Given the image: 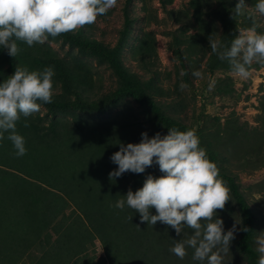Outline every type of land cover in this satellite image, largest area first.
<instances>
[{
    "label": "trees",
    "instance_id": "16d2710c",
    "mask_svg": "<svg viewBox=\"0 0 264 264\" xmlns=\"http://www.w3.org/2000/svg\"><path fill=\"white\" fill-rule=\"evenodd\" d=\"M131 1L125 0L123 24L113 45L95 38L92 24L49 36L43 45L17 42L21 51L16 57L0 46V82L18 65L30 71L51 66L55 72L52 103L41 104L42 114L17 122L26 154L15 155L7 133L0 140V264H166V256L167 264H201L192 259L191 248L182 260L170 251L174 240L186 238L191 229L178 236L159 221L153 226L141 222L139 213L127 206L122 211L113 207L129 188L135 192L142 187L147 175L162 173L153 163L143 173L126 172L110 179L109 173L117 168L111 155L121 143H139L142 132L151 138L157 132L166 135L173 127L196 130L201 147L230 190L231 200L216 212L224 231L236 228L224 264H259L256 238L264 232V210L249 197L257 193L264 200V178L242 186L231 169L235 166L252 174L264 167L263 100L252 129L236 117L219 124L218 116H212L215 127L199 125L197 118L204 110L195 114L194 106V122L185 123L186 109L197 101L196 94L188 99L185 93V88L197 90L193 71H201L203 77L221 71L211 93L237 102L234 78L227 74L229 63L211 52L209 39L229 46L235 35L253 26V20L257 32L264 33L260 25L264 16L255 11L257 0H245L241 16H233L238 0H188L187 6L177 9L168 8L173 0H158L166 19L176 25L167 44L178 60L172 87L161 84L171 72L162 75L156 68L155 32L140 29L128 42L134 21L128 8ZM144 22L160 23L156 16ZM51 43L59 44L63 54ZM125 49L143 74L125 65ZM93 64L110 71L113 88L104 93L95 90ZM261 66L254 62L249 69ZM150 213L156 214L155 209ZM96 242L104 253L100 261H93L88 251Z\"/></svg>",
    "mask_w": 264,
    "mask_h": 264
},
{
    "label": "clouds",
    "instance_id": "9594fccd",
    "mask_svg": "<svg viewBox=\"0 0 264 264\" xmlns=\"http://www.w3.org/2000/svg\"><path fill=\"white\" fill-rule=\"evenodd\" d=\"M116 4L117 0H0V46L16 57L21 51L17 42L28 47L43 45L49 36L55 38L94 24ZM246 7L245 0H238L233 16L244 15ZM255 11L264 16V0H257ZM257 27L253 20V26L241 30L229 46L209 39L211 52L227 61L238 78H248L254 62L264 65V33L257 32ZM54 75L51 66L30 71L18 65L13 74L0 82V140L7 133L17 157L27 152L25 138L17 132V122L39 112L41 104L52 103ZM192 76L202 79L203 73L196 70ZM214 84L210 80V90ZM23 126H30L27 119ZM110 159L117 165L109 173L110 179L126 172L143 173L153 163L162 173L147 175L142 187L135 192L129 188L113 207L122 211L127 206L139 213L141 222L153 226L159 221L171 226L178 236L184 234L185 228L191 229V234L174 240L170 248L179 259H184L191 248L194 261L224 264L236 228L233 225L224 231L223 220L216 212L231 200L230 190L220 177L217 164L201 147L196 130L173 127L166 135L157 132L151 138L142 132L139 143H121ZM153 208L154 215L150 213ZM256 244L259 264H264V232L257 236Z\"/></svg>",
    "mask_w": 264,
    "mask_h": 264
},
{
    "label": "rangeland",
    "instance_id": "374dc122",
    "mask_svg": "<svg viewBox=\"0 0 264 264\" xmlns=\"http://www.w3.org/2000/svg\"><path fill=\"white\" fill-rule=\"evenodd\" d=\"M188 0H173L172 4L168 6V8H182L187 6ZM125 5V0H117L116 6L111 9L109 15L105 18H97L94 23L95 28L93 29V36L99 40L107 42L113 45L118 37V31L121 29L123 24V8ZM131 8L130 15L134 18L132 24V30L130 34L129 44L134 41V38L139 35L140 29H144L146 31L152 30L155 32V41H156V52H157V61L156 68L159 70L162 75L166 72H171L170 79H163L162 85L164 87L173 86V82L176 76L175 68L178 67V60L176 57L167 49V44L171 40V31L174 30L176 25L166 19V14L161 10L159 6L158 0H132L130 3ZM156 16L160 21L159 24L151 22L149 25H145V18H152ZM261 26L264 27V20L260 23ZM54 48H58L61 54H63L64 50L59 48V44L51 43ZM123 60L126 66H129L133 71L142 73V69L140 65L131 60L130 54L127 49H125L123 54ZM93 72V80L95 90H98L101 93L108 91L109 89L114 87V80L111 77L110 71L104 69L103 67H99L96 65H92L91 67ZM250 75L246 79H241L236 77L232 72L227 71V74L233 76L234 78V89L235 96H238L237 102L234 103V100L227 96H216L211 93L209 89L210 80H215L217 76L220 75L221 71L214 72L211 76L207 75L202 79H196L195 86H197V90L193 91L191 89L185 88V93L190 98L191 94H196L197 101L193 104L192 102L186 109L185 123L189 124L194 122L193 115V106L196 110L195 114H198L199 109L203 108L204 113L203 116L197 118L198 124L208 125L210 126L215 122H210V118L212 116H218L219 124H223L227 118L236 117L239 123L245 122L247 124L248 129H252L256 126L255 117L260 113V105L261 101L264 102V65L260 68H251L249 69ZM226 73V72H225ZM224 74V73H223ZM182 75V71H180L179 76ZM144 78L147 77L146 74L142 75ZM208 80V84L206 83ZM236 96V97H237ZM44 111L43 108H40V114ZM185 114V113H183ZM181 114V116L183 115ZM204 114L208 117H204ZM155 169L159 171V166L155 165ZM232 172L237 174V178L239 183L242 186H246L249 184H254L264 178V167L255 170L252 174H247L241 171L239 168L233 166ZM249 201L254 205L256 202V207H263V196L257 193H252L249 197ZM69 212V209L65 211ZM89 254L93 257V261H100L103 256V250L99 242H96L94 246L89 247ZM169 262V257L166 256V264Z\"/></svg>",
    "mask_w": 264,
    "mask_h": 264
}]
</instances>
